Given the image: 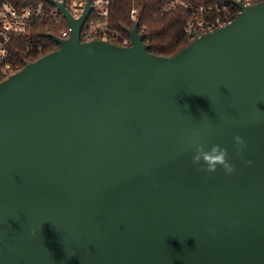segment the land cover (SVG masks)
<instances>
[{
	"label": "water",
	"instance_id": "obj_1",
	"mask_svg": "<svg viewBox=\"0 0 264 264\" xmlns=\"http://www.w3.org/2000/svg\"><path fill=\"white\" fill-rule=\"evenodd\" d=\"M85 1L49 0L68 37L0 83V264H264V0L171 57L137 24L81 42ZM195 131L233 174L192 164Z\"/></svg>",
	"mask_w": 264,
	"mask_h": 264
},
{
	"label": "built area",
	"instance_id": "obj_2",
	"mask_svg": "<svg viewBox=\"0 0 264 264\" xmlns=\"http://www.w3.org/2000/svg\"><path fill=\"white\" fill-rule=\"evenodd\" d=\"M51 1L63 4L74 19L81 16L86 4L85 0ZM261 1L263 0H163L159 13L162 16L175 12L183 14L184 35L191 42L231 24L242 12L236 3L252 6ZM91 5L92 11L81 31L80 41L118 42L119 46L129 47L130 39L122 37L110 27V0H92ZM131 18H137L134 10L131 12ZM40 20L65 22L62 10L49 0H38L23 7H18L14 0H0V83L24 67L17 60L18 54L20 51L28 52L30 46L22 43V40L30 34L31 25ZM138 32L143 35L144 44L148 45L145 28H139ZM60 34L61 39H66L68 28L63 29ZM58 48L57 45L56 50ZM40 51L41 47L38 49V52Z\"/></svg>",
	"mask_w": 264,
	"mask_h": 264
},
{
	"label": "trees",
	"instance_id": "obj_3",
	"mask_svg": "<svg viewBox=\"0 0 264 264\" xmlns=\"http://www.w3.org/2000/svg\"><path fill=\"white\" fill-rule=\"evenodd\" d=\"M18 7L29 5L38 0H14ZM163 0H110V27L129 39L128 31L135 24L145 28V37L149 40L148 50L151 54L161 57H171L186 47L190 42L184 35V15L178 12L162 16L159 6ZM135 11L137 18H131ZM67 30L66 22L36 21L31 25L30 34L22 43L30 46L28 52L20 51L18 62H34L40 57L56 50L55 42L47 37L52 35L61 38V31ZM114 44L119 45L118 42ZM41 47V51L38 49ZM32 48V50H31Z\"/></svg>",
	"mask_w": 264,
	"mask_h": 264
},
{
	"label": "clouds",
	"instance_id": "obj_4",
	"mask_svg": "<svg viewBox=\"0 0 264 264\" xmlns=\"http://www.w3.org/2000/svg\"><path fill=\"white\" fill-rule=\"evenodd\" d=\"M236 154L240 155L246 147L244 139L236 135L233 137ZM189 150L192 152V164L198 166V170L202 173L213 174L217 169L223 170L226 175L235 172V165L231 163L228 149L221 147L219 144L208 145L200 139L198 131L193 133V139L188 144ZM251 166L252 161H246Z\"/></svg>",
	"mask_w": 264,
	"mask_h": 264
}]
</instances>
